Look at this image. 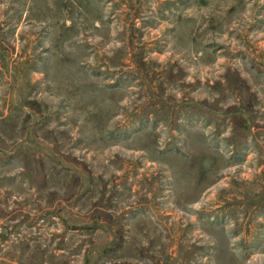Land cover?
<instances>
[{"label": "rangeland", "instance_id": "obj_1", "mask_svg": "<svg viewBox=\"0 0 264 264\" xmlns=\"http://www.w3.org/2000/svg\"><path fill=\"white\" fill-rule=\"evenodd\" d=\"M0 264H264V0H0Z\"/></svg>", "mask_w": 264, "mask_h": 264}]
</instances>
